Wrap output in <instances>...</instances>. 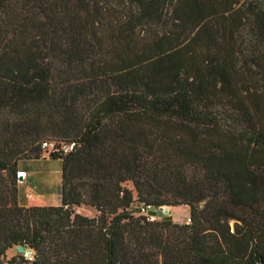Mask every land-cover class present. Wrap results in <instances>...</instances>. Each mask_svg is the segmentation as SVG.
<instances>
[{"label":"trees","instance_id":"trees-1","mask_svg":"<svg viewBox=\"0 0 264 264\" xmlns=\"http://www.w3.org/2000/svg\"><path fill=\"white\" fill-rule=\"evenodd\" d=\"M43 159L59 204L24 206L17 164ZM12 249L264 264V0H0V264Z\"/></svg>","mask_w":264,"mask_h":264},{"label":"rangeland","instance_id":"rangeland-1","mask_svg":"<svg viewBox=\"0 0 264 264\" xmlns=\"http://www.w3.org/2000/svg\"><path fill=\"white\" fill-rule=\"evenodd\" d=\"M41 157L46 158L47 152L44 154L41 153ZM26 171L31 169L34 172L27 173V176L23 178L22 182L16 180V183L19 184L18 191L21 195L28 194L26 198L27 206H49L52 205V202L56 199L55 188L59 185V163L58 161H22L19 163V167L24 166ZM38 171L45 172V176H42V179H34V175H37ZM40 172V173H42ZM36 177V176H35ZM126 187L130 188L129 184H126ZM163 209L165 211H163ZM77 212L81 214H88L85 210L87 209H76ZM128 210L132 215L137 216L141 215L147 217L148 219H157L168 217L174 223H183L188 217V209L185 206H176V207H163L162 210L158 208H143L139 203L133 202L128 207ZM13 254V249L10 253H5L4 257L1 259L2 264H5L6 260L9 259Z\"/></svg>","mask_w":264,"mask_h":264},{"label":"crops","instance_id":"crops-1","mask_svg":"<svg viewBox=\"0 0 264 264\" xmlns=\"http://www.w3.org/2000/svg\"><path fill=\"white\" fill-rule=\"evenodd\" d=\"M44 160H47V159H43V160H34V161H44ZM20 163V162H19ZM19 163L17 164V170H18V172H23L24 174H25V176H27V173L29 174L30 172H34L33 170H31V169H29V170H25V169H23V168H25V167H29V166H24V167H22V168H20L19 167ZM40 172H42V171H38V173H37V175H34V179H36V181L35 182H37V180H40V179H42V176H45V172H42V173H40ZM36 176V177H35ZM23 181V180H22ZM21 181V182H22ZM18 187H19V184H18ZM55 192L57 193L58 192V186L55 188ZM29 195L28 194H26V195H21L20 193H19V191H18V202L20 203V204H22V205H24V206H27V203H26V198L28 197ZM59 204V196L56 194V199L52 202V205L51 206H56V205H58Z\"/></svg>","mask_w":264,"mask_h":264},{"label":"built area","instance_id":"built-area-1","mask_svg":"<svg viewBox=\"0 0 264 264\" xmlns=\"http://www.w3.org/2000/svg\"><path fill=\"white\" fill-rule=\"evenodd\" d=\"M41 147L42 148H51V143H48V142H43L41 144ZM71 148V145L68 146V149ZM20 176L21 177V180L19 182H21L23 180V177H24V173L23 172H17V176ZM185 223H187V220L185 221ZM22 256L25 260L27 261H30L31 258H32V255H31V252L29 250H25L23 253H22Z\"/></svg>","mask_w":264,"mask_h":264},{"label":"water","instance_id":"water-1","mask_svg":"<svg viewBox=\"0 0 264 264\" xmlns=\"http://www.w3.org/2000/svg\"><path fill=\"white\" fill-rule=\"evenodd\" d=\"M17 180H18V181L21 180V177H20L19 175L17 176ZM162 208H163V207H159L158 209L162 210ZM163 211H165V210L163 209ZM21 250H22L21 247H17V251H18V252H21Z\"/></svg>","mask_w":264,"mask_h":264},{"label":"bare ground","instance_id":"bare-ground-1","mask_svg":"<svg viewBox=\"0 0 264 264\" xmlns=\"http://www.w3.org/2000/svg\"><path fill=\"white\" fill-rule=\"evenodd\" d=\"M26 176H25V174H24V177L23 178H25Z\"/></svg>","mask_w":264,"mask_h":264}]
</instances>
